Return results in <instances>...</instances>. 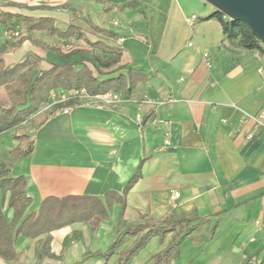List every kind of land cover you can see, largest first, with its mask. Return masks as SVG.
<instances>
[{
  "label": "crops",
  "instance_id": "1",
  "mask_svg": "<svg viewBox=\"0 0 264 264\" xmlns=\"http://www.w3.org/2000/svg\"><path fill=\"white\" fill-rule=\"evenodd\" d=\"M3 11L52 18L59 29L77 25L93 41L102 38L93 24L114 32L115 41L105 40L123 48V67L99 77L122 74L130 92L119 90V105L77 104L68 113L51 112L41 125L28 122L34 150L18 159L9 160L19 144L15 131L1 136L0 165L12 162L11 176L26 177L31 199L18 224L41 210L75 211L64 212L50 231V254L37 256L47 231L35 237L19 232L14 245L21 257L0 256V264H119L136 237H126L110 256L104 252L123 211L120 197L144 157L126 197L128 224H138L141 214L199 222L174 264H264V126L246 116L264 108L263 44L246 49L226 39L218 18L205 19L216 11L206 0H0ZM17 30L14 40L26 34L23 23ZM33 35L63 52L79 50L70 60L95 61L98 50L84 40L65 44L45 31ZM7 38L1 24L0 47ZM32 52L45 57L41 69L63 61L29 39L3 57L13 64ZM54 107L50 100L41 112ZM4 214L13 220L6 203ZM169 239L152 237L130 264H148Z\"/></svg>",
  "mask_w": 264,
  "mask_h": 264
},
{
  "label": "trees",
  "instance_id": "2",
  "mask_svg": "<svg viewBox=\"0 0 264 264\" xmlns=\"http://www.w3.org/2000/svg\"><path fill=\"white\" fill-rule=\"evenodd\" d=\"M218 18L223 27L226 39L236 42L240 47L246 49H261L262 43L253 34L249 26L241 21L228 18L221 11L216 10L205 19ZM24 24L26 34L18 40L7 38L0 47V88L6 91V101L0 102V139L1 136L9 131H15L14 138L19 144L9 151V160L18 159L33 152L35 146L34 138L26 132V124L33 122L36 125L44 123L49 114L56 109L71 105L78 101L77 97H71L64 104H57L52 111L41 112L43 104L51 100V94L57 89L68 91L85 89L89 94H97L109 90H123L130 92L122 74L101 79V74H111L118 72L122 67L123 48L116 44L106 42V39L115 41L117 35L109 30H104L96 25L93 29L102 35V38L91 40L87 32L80 29L77 25H69L66 29H59L55 26L54 20L48 17L34 18L22 14H13L3 11L0 13V25L11 33L17 30L20 24ZM35 31H45L49 36H57L65 44H69L72 39H81L87 42L93 49L95 61L88 58H73L79 50L72 48L63 52L61 47L50 46L33 35ZM20 32V31H19ZM21 34V32H20ZM104 38V39H103ZM29 39L35 46L44 51H51L63 58L60 63L50 62V67L41 69L40 64L45 57L39 52H32L27 57L17 63L7 64L3 55L12 47H19L21 43ZM82 52V51H81ZM93 63V67L90 63ZM82 63L83 67L77 69V65ZM146 157L142 160L138 172L129 180L120 200L123 204V211L120 220L115 227L114 238L104 255L114 254L124 243L126 237H136L135 241L120 253L119 264H130L133 257L148 243V241L158 236L162 241L170 236L166 247L153 255L148 264H174L180 257V245L184 239L189 237L200 226L199 222H194L193 218L172 216L162 220L141 214V221L136 225L127 223L124 217L126 197L130 189L141 177V168ZM12 162L3 160L0 165V256L17 260L21 254L14 245L15 237L19 232L27 235L37 236L43 231L48 232L41 248L37 249V256L41 258L43 254H50V231L59 227V221L64 212H74V208L68 207L57 211L56 214H45L41 210L37 216L29 213L27 217L18 224L24 215L31 199L27 194V180L23 175L11 176ZM5 203L14 210V218L9 222L4 214ZM97 213L108 215V212L99 209ZM58 222V223H57ZM179 264V263H176ZM247 264V263H246Z\"/></svg>",
  "mask_w": 264,
  "mask_h": 264
},
{
  "label": "built area",
  "instance_id": "3",
  "mask_svg": "<svg viewBox=\"0 0 264 264\" xmlns=\"http://www.w3.org/2000/svg\"><path fill=\"white\" fill-rule=\"evenodd\" d=\"M8 36L9 38H17L20 36V32L19 31H15L11 33L8 32ZM190 45H192V43H190ZM71 97H77L78 101L74 102L71 105H64L62 106L63 108L61 109L58 108L55 111L68 113L70 112L72 107L77 104L93 106L103 109V108L119 105L123 101V95L119 91H113V90H109L97 94H89L85 89L73 90L72 95L70 96L65 94H61L58 96L56 91H53L51 94V100L54 101V106H56L57 104L66 103ZM246 116L254 119L256 122V126H264V108L261 109L256 115H250L246 113ZM178 196H179L178 193L174 194V197H178Z\"/></svg>",
  "mask_w": 264,
  "mask_h": 264
},
{
  "label": "water",
  "instance_id": "4",
  "mask_svg": "<svg viewBox=\"0 0 264 264\" xmlns=\"http://www.w3.org/2000/svg\"><path fill=\"white\" fill-rule=\"evenodd\" d=\"M231 20L246 23L264 45V0H206Z\"/></svg>",
  "mask_w": 264,
  "mask_h": 264
},
{
  "label": "rangeland",
  "instance_id": "5",
  "mask_svg": "<svg viewBox=\"0 0 264 264\" xmlns=\"http://www.w3.org/2000/svg\"><path fill=\"white\" fill-rule=\"evenodd\" d=\"M6 101V91L0 88V102Z\"/></svg>",
  "mask_w": 264,
  "mask_h": 264
}]
</instances>
